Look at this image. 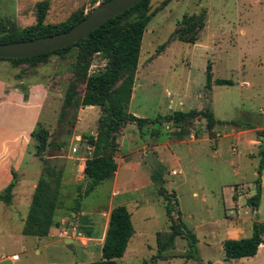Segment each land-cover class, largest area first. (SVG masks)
Segmentation results:
<instances>
[{
	"label": "rangeland",
	"instance_id": "rangeland-1",
	"mask_svg": "<svg viewBox=\"0 0 264 264\" xmlns=\"http://www.w3.org/2000/svg\"><path fill=\"white\" fill-rule=\"evenodd\" d=\"M38 1L0 0V21L14 23L17 27L35 23ZM87 1L49 0L45 22L62 23L77 10L85 14ZM200 13L204 14L205 25L195 43L179 41L174 34L177 21L184 15ZM75 57L76 49H72L64 56H50L35 66L0 60V77L17 84L21 92V87L28 91L32 83L43 85L35 93V98L43 100L44 106L33 129L47 131V146L40 156L35 155L38 139L34 135L26 136L28 127L21 124L16 135L25 146L20 172L31 166L38 169L40 175L45 166L61 177L55 225L43 237L22 233L24 222L21 223V219L25 221L27 215L23 205L19 207L22 213L14 214L13 201L7 209L1 208L4 206L0 202V264H90L101 256L110 208L122 203L127 204L136 231L131 247L142 240L140 255L143 256L133 261L124 256L117 264H264V245H260L255 256L225 260L216 243L206 248L208 259L202 263L187 255V240L182 236L177 237L176 248L166 253V257L157 256L156 232L168 229L170 219L165 200L152 180L154 170L145 160L148 151L160 154V157L156 155L163 169L162 185L171 194L186 227L193 233L200 227L197 232L201 238L211 240L210 231L220 237L225 224L237 215L245 228H251L256 218L264 221V169L258 173L261 149L255 144L256 157L250 152L252 138L264 140V0H172L152 17L142 38L127 111L152 119L175 110L209 107L217 120L237 123L217 124L211 131L200 117L182 124L172 121L147 124L141 131L133 123L126 124L124 135L120 130L116 137L117 180L114 175L83 197L86 184L83 162L92 151L87 136L96 135L103 110L87 105L64 108L63 98ZM208 62L213 79H230L232 84H213L210 92L207 91L204 84ZM90 65L94 70L101 69L104 59L95 53ZM78 91L84 93L82 84ZM1 93L0 90V97ZM19 96L13 95L12 102L16 103L14 100L20 99ZM0 103L1 144L7 136L1 128L4 120L1 115L7 110V102ZM245 123L255 126V130L246 131L249 128L243 127ZM204 132L215 137L220 132L221 136L217 140L173 142L192 139L191 134L197 138ZM155 144L156 147H151ZM213 147L218 148V153H214ZM231 147L236 150L232 151ZM173 169H180L182 173L173 174ZM258 179L262 185L260 212L255 215L246 200L256 192ZM236 183L242 189L237 214L230 188L226 187ZM77 199H80V208L70 236L73 249H69L64 239ZM25 204L27 206V200ZM231 211L234 212L232 217ZM6 231L10 235H4ZM13 253H17L20 260L10 262L1 258Z\"/></svg>",
	"mask_w": 264,
	"mask_h": 264
},
{
	"label": "trees",
	"instance_id": "trees-1",
	"mask_svg": "<svg viewBox=\"0 0 264 264\" xmlns=\"http://www.w3.org/2000/svg\"><path fill=\"white\" fill-rule=\"evenodd\" d=\"M171 1L164 0L150 15H147L150 8L149 0H140L124 12L108 19L86 37L64 48L25 58H0V60H9L14 64L27 62L30 66H35L50 56H64L72 49H76V57L71 64L72 76L67 84L63 106L66 109L89 105L99 106L103 110V114L98 119L96 135L87 136V144L92 147V151L90 157L86 158L84 162L83 173L86 184L81 197L89 195L100 183L113 179L117 170V164L114 160V151L117 148L116 137L128 123L135 124L140 131L147 124L151 125L164 121L182 124L197 117L205 119L206 126L210 131L217 124L237 123L234 120H217L209 107L188 111L175 110L170 114L159 115L152 119L138 117L127 111L146 27L152 17ZM49 4V0H40L35 4V23L31 25L17 27L14 23L0 21V43L24 41L63 32L85 16L82 10H77L62 23L49 24L45 22ZM204 19L203 13L184 15L182 19L177 21V27L174 31L176 38L182 42L195 43L198 33L205 25ZM95 53L102 56L104 66L96 73L88 74L89 62ZM81 84L84 89L83 94L78 91V86ZM213 84L231 85L232 81L226 78L213 79L211 64L208 62L205 89L210 92ZM21 89L24 92V100H27L26 88L21 87ZM242 125L245 128H252L247 123ZM155 132L158 131L155 130ZM30 135H34L38 139L35 155L40 156V153L47 146L48 133L45 129L40 128L37 131L33 129ZM209 138H214V134ZM259 154L258 173L261 174L264 168V145ZM12 175V180L0 191V201L7 205L12 203L13 188L16 184L15 171H12ZM152 180L157 186L158 193L165 200L166 214L170 219L168 229L156 232L157 256L164 254L163 256L166 257V253H170L176 248L177 237L182 236L187 240V255L200 261L197 256V237L182 221L180 211L175 209L171 194L162 185V173L154 171ZM257 183L256 192L249 196L246 201V204L255 211V215H257L256 211L261 198L259 179ZM60 187V174L55 173L52 168L44 166L37 179L27 209L22 228L23 234L37 237L48 234L50 228L55 225V211L60 205ZM79 208L80 199H77L72 211L78 213ZM134 231L131 212L126 205L116 204L111 207L103 237L101 256L99 259L91 261L90 264H117V260L123 256ZM263 242L264 222L256 218L252 222L250 236L239 239L229 238L222 242L224 259L231 260L254 256Z\"/></svg>",
	"mask_w": 264,
	"mask_h": 264
},
{
	"label": "crops",
	"instance_id": "crops-1",
	"mask_svg": "<svg viewBox=\"0 0 264 264\" xmlns=\"http://www.w3.org/2000/svg\"><path fill=\"white\" fill-rule=\"evenodd\" d=\"M41 87H43V85L34 84V83L30 84L28 91H26L28 94V98L25 101L23 98L24 92L23 91L21 92V90L19 89L17 84L13 83L12 81L8 80L7 78L0 77V88H1L0 90L2 91L0 101L7 102V106H6L7 110L3 111L2 115H1L2 117H4L3 123L1 124V128L4 131V133H6L7 136L3 139L2 143L0 144V191L2 189H4L9 184V182L13 178L12 171H15V173H16V184L13 188V197H12L13 203L11 204V206L13 208H15L14 214L22 213V210L19 209V207H21L22 205L26 208L25 212H27V208L29 206L33 190L36 186L37 179L40 176L38 174V169L36 170V169L32 168L31 166L30 167L27 166L28 168L26 167L22 171V173L20 172V170L22 169L21 164L23 163V162H21V159H22L21 156H22V152H25V146L21 145L19 143V140L16 139V135L18 133V130L21 127V124H25L28 127V131L25 134L26 136H30L31 131L35 127L36 122H37V120L41 114L42 108L44 106L43 100H39L38 98H35V93ZM16 94H20V96H19L20 99L14 100L16 103H13L12 102V96L16 95ZM14 107H17V109L15 110ZM260 111H262V109H260ZM126 127L127 126H124L121 129V131H120L121 135H124V131H125ZM215 127L213 129H215ZM250 130L254 131L255 126H252V128H249L246 131H250ZM14 134H15V136H13ZM191 136H192V139L191 138H188L187 140L181 139V140H176L173 142L181 144V143H188V142L190 143V142L210 140L207 132L200 134L197 138H195L193 134H191ZM220 136H221V133L217 132V135H216V137L214 136V139L216 138V140H217ZM250 141L252 142L251 143L252 148L250 149L251 156L256 157L255 156V144H257L256 145L257 148L259 147L261 149V147L264 145V140L263 139L258 140L257 138L255 139V137H254ZM156 146L157 145L155 144V145H152L151 147H156ZM215 147H213V151H214V153H218V148H215ZM231 150L235 151L236 149L234 147H231ZM154 151H156V150H154ZM151 152L153 153V151H151ZM156 154H158L160 157V154L157 151H156ZM157 158H158V156H157ZM176 158H178V157H176ZM158 160H159V158H158ZM121 161H122V159H121ZM84 162H85V160H84ZM84 162H83V166H84ZM231 163H232V161H231ZM116 164H117V170L115 172V179H116V176L118 175V163H116ZM172 171H176V175L182 173V171L180 169H178V170L173 169ZM116 180H114V184L116 183ZM263 181H264V178H263ZM226 187L230 188L229 189L230 190V198H231L232 202L235 203V207H236L235 212L237 214V212H238L237 201H238L240 195L242 194V189H240L241 188L240 184H238V183L233 184V185L231 184V185H228ZM261 187H262V185H261ZM222 197H223V203H225L224 196H222ZM26 200H27V206L25 204ZM0 202L4 206L1 208L7 209L8 205L2 201H0ZM122 204H124V203H122ZM259 204H260V202H259ZM124 205H127V204H124ZM259 212H260V205H259L256 213L259 214ZM229 215L232 217L234 215V212L233 211L229 212ZM7 218H9V217H7ZM259 221H261V220H259ZM23 222L24 221H22V219H21V223H23ZM252 222H253V220H252ZM198 229H200V227H198L196 231L194 230V234L197 237V256L202 263H204V261L208 259V252L206 251V248H208L212 243L219 244L220 249L223 251L222 242L225 239H229V238L230 239H239V238H243V237H248L251 235V232H252V226H251V228H245L243 226V224L240 222V217L238 215L236 216V218L234 220H231L230 222L225 224L220 237H218L214 231H210V233L209 232L208 233H209V236L211 237V240H207L205 236H202V238H201L197 232ZM135 232L136 231H134L132 236H134ZM247 232H250V234H246ZM3 234L4 235H10V233L7 231L3 232ZM132 236H131V238L127 244L126 250L122 256V257L126 256L129 261H133L137 258L139 259L140 257L143 256L142 254L140 255L141 251L143 250V241L140 239L141 241L138 243L139 245H135V246L131 247L132 238H133ZM155 245H156V243H155ZM260 245H264V242ZM259 247H261V246H259ZM259 247H258V249H260ZM257 252H258V250H257ZM243 258L244 257L239 258V260H242ZM4 259L8 260L10 262H13V261L9 260L8 258H4ZM18 260H20V259H18ZM231 260H237V259H231Z\"/></svg>",
	"mask_w": 264,
	"mask_h": 264
},
{
	"label": "water",
	"instance_id": "water-1",
	"mask_svg": "<svg viewBox=\"0 0 264 264\" xmlns=\"http://www.w3.org/2000/svg\"><path fill=\"white\" fill-rule=\"evenodd\" d=\"M139 1L140 0H104L66 31L24 41L0 43V58H25L67 47L83 37H86L108 19L124 12ZM163 1L164 0H149L150 8L147 11V15H150ZM145 160L154 171L162 173L163 169L161 163L155 154L148 151ZM75 214V211L71 212L72 218L66 231L67 237L64 239V243L69 249H73L70 236L73 232Z\"/></svg>",
	"mask_w": 264,
	"mask_h": 264
},
{
	"label": "built area",
	"instance_id": "built-area-1",
	"mask_svg": "<svg viewBox=\"0 0 264 264\" xmlns=\"http://www.w3.org/2000/svg\"><path fill=\"white\" fill-rule=\"evenodd\" d=\"M104 0H88L86 3H87V9H86V11H85V15L88 13V12H90L94 7H96L97 5H99L101 2H103ZM93 65H90V66H88V70H87V72H88V74H93V73H96L98 70H94V69H92L93 67H92ZM104 66V65H103ZM73 150V152H75L76 151V148H73L72 149ZM172 173L173 174H176V171H172ZM6 258V256H4V255H2L1 256V258ZM9 260H11V261H13V262H16V261H18V259H19V255L17 254V253H13V254H11L10 256H8L7 257Z\"/></svg>",
	"mask_w": 264,
	"mask_h": 264
}]
</instances>
